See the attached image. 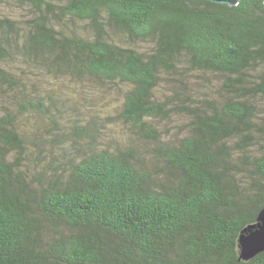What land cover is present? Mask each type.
Here are the masks:
<instances>
[{
  "label": "trees",
  "instance_id": "obj_1",
  "mask_svg": "<svg viewBox=\"0 0 264 264\" xmlns=\"http://www.w3.org/2000/svg\"><path fill=\"white\" fill-rule=\"evenodd\" d=\"M5 1L0 264H264L263 0Z\"/></svg>",
  "mask_w": 264,
  "mask_h": 264
},
{
  "label": "rangeland",
  "instance_id": "obj_2",
  "mask_svg": "<svg viewBox=\"0 0 264 264\" xmlns=\"http://www.w3.org/2000/svg\"><path fill=\"white\" fill-rule=\"evenodd\" d=\"M29 14V9L24 4L16 3L14 1H5L0 0V17H10L13 19H21L24 16ZM145 47V46H144ZM9 67L13 69V71H20V62L17 57H14L10 60ZM201 87H204L205 84L200 83ZM5 88V87H4ZM4 88L0 87V114L4 109L12 111L15 115H17V95H9L7 91H3ZM80 88V86L74 85V89ZM85 90V88H84ZM101 99V98H100ZM117 95H114L111 102L116 103ZM264 105V104H263ZM262 105V107H264ZM121 128L116 126L114 128L113 134L118 135L121 132Z\"/></svg>",
  "mask_w": 264,
  "mask_h": 264
},
{
  "label": "water",
  "instance_id": "obj_3",
  "mask_svg": "<svg viewBox=\"0 0 264 264\" xmlns=\"http://www.w3.org/2000/svg\"><path fill=\"white\" fill-rule=\"evenodd\" d=\"M233 6L238 0H209ZM264 2V0H263ZM239 259L248 260L264 250V207L259 211L256 224L244 228L238 238Z\"/></svg>",
  "mask_w": 264,
  "mask_h": 264
}]
</instances>
